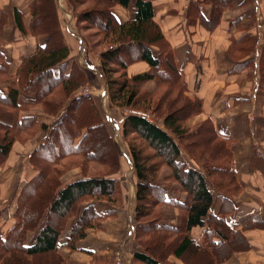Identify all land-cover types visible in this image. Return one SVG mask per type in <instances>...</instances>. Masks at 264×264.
I'll list each match as a JSON object with an SVG mask.
<instances>
[{
	"label": "trees",
	"instance_id": "16d2710c",
	"mask_svg": "<svg viewBox=\"0 0 264 264\" xmlns=\"http://www.w3.org/2000/svg\"><path fill=\"white\" fill-rule=\"evenodd\" d=\"M68 1L77 14V28L87 51L99 56L112 105L151 112L158 120L130 114L123 124L138 179L136 237L145 249L136 252L134 260L167 264L174 255L185 264H216L214 259H225L230 252L227 243L234 236L239 239V231L226 221L236 211L234 201L240 194L231 141L217 132L212 119L191 126L190 120L203 112V100L186 94L172 45L156 22L152 0ZM239 2L192 0L188 23L199 20L213 30L226 9L251 5V0ZM132 3L134 15L119 20L113 8L130 9ZM208 4L211 11L207 16ZM31 12V33L46 35V42L8 60L2 46L7 16L0 14V87L7 84V92L0 89V163L6 162L17 141L38 142L30 158L37 173L16 196L13 222L4 229L0 219V264H71L60 248L76 251L90 231L118 214L119 207L111 204L121 201V183L115 176L121 169L120 158L98 97L80 94L91 74L73 55L57 0H34ZM22 18L16 10L18 29L27 34ZM255 19L254 10L249 9L235 21L241 36L231 37L227 58L228 64L233 63L232 70L256 50L257 40L245 32ZM153 47L158 48L157 54ZM137 62L150 68L131 76L129 69ZM252 63L248 59L240 67ZM259 66L264 90V45ZM150 82L155 83L153 91ZM22 93L33 100L22 101ZM34 107H40L46 117L29 114ZM48 118L54 121L48 123ZM131 135L136 137L131 139ZM106 147L110 153L103 157L99 150L104 154ZM98 166L107 168L104 176L101 172L93 175ZM77 168L80 173L64 183ZM217 197L227 206L218 214L214 213ZM165 204L180 209L179 225L162 223L160 209ZM68 226L69 235L61 243ZM196 226L203 228L202 242L188 236ZM31 231L37 234L28 244Z\"/></svg>",
	"mask_w": 264,
	"mask_h": 264
},
{
	"label": "crops",
	"instance_id": "0c3cea01",
	"mask_svg": "<svg viewBox=\"0 0 264 264\" xmlns=\"http://www.w3.org/2000/svg\"><path fill=\"white\" fill-rule=\"evenodd\" d=\"M33 1L0 0V14L7 16L2 44L7 60L12 56L19 58L46 42V35L35 36L31 33ZM62 1L66 3V0H57L58 7ZM191 1L152 0L156 22L172 45L175 63L181 73V82L187 86L186 94L191 99L203 100V112L190 120L191 126L212 119L217 132L230 138L231 141L230 147L237 181L240 185V194L234 201L236 211L228 215L226 221L234 231H239V239L236 236L232 237V240L227 243L230 251L227 253L228 256L223 260L214 259V261L216 264H264V90L260 88L259 74L260 52L264 45V0H251L248 8L238 5L226 9L220 23L213 30L203 26L199 20L195 24L188 23ZM205 9L207 10L205 14L210 15L211 5H206ZM249 9L254 10L256 19L245 32L257 40L256 50L239 60L235 70H232L233 63L228 64L227 58L231 37L241 36L235 21L245 15ZM16 10L22 14L27 34H21L18 29ZM113 11L119 20L127 21L134 15L136 8L132 3L130 9L117 5ZM62 22L65 27V15L62 17ZM83 47L81 43V49ZM153 51L157 54L158 48L153 47ZM248 59H252L253 63L240 67L241 63ZM79 62L86 67L81 60ZM149 68L147 63L137 62L130 67L129 73L133 76L146 72ZM0 89L7 92V84H3ZM32 100L33 98L28 94L22 93V101L31 102ZM38 108L40 107H34L28 113L35 114L33 110ZM39 116L43 119L46 117L43 114ZM37 145V140H28L25 143L17 141L6 162L0 163V207H8L6 214L0 211L4 229H8L13 222L16 196L24 184L37 173L35 171L31 177H24L21 188H14L20 164H25V169L30 174V169L33 167L30 158ZM124 154L128 158L131 157L128 152ZM184 158L190 165L199 169L189 157ZM131 161L133 174L132 185L130 184L132 186L130 205L119 207L116 217L105 219L101 223V228L90 231L87 237L78 243L76 251L62 246L59 252L71 264H140L134 260V254L145 252V249L136 237L138 221L135 207L138 179L132 157ZM80 171L77 168L73 174L78 175ZM12 173L16 174L11 176ZM2 183H6L4 188ZM185 196L182 194L183 199ZM6 201L10 203L4 206ZM222 206L227 208L217 197L214 213L218 214ZM170 209L171 216H169L170 213L165 215L166 210ZM161 211L163 212L162 223L172 225L181 223V211L178 207L165 204L161 207ZM69 231L70 226L63 231L61 243L65 242ZM36 234V231L28 234V244L33 243ZM188 236L197 242H202L203 228L193 227L188 231ZM167 264H185V262L171 255Z\"/></svg>",
	"mask_w": 264,
	"mask_h": 264
},
{
	"label": "rangeland",
	"instance_id": "374dc122",
	"mask_svg": "<svg viewBox=\"0 0 264 264\" xmlns=\"http://www.w3.org/2000/svg\"><path fill=\"white\" fill-rule=\"evenodd\" d=\"M61 7V8H60ZM61 13L65 15L66 17V25H65V30L67 32V38L68 41L73 45V52L76 56V58L81 60L82 64L87 67V70H90L91 74V80L90 83H87L86 86L81 88L80 94H83L84 91H88L90 95H96L98 97V100L100 101V106L103 108V113L105 117V121L108 122L109 127L111 129V134L113 136L114 143L116 145V148L119 153V158H120V172L115 174V176L120 180L121 183V188H122V194H121V201L118 204H111L113 207H127L130 205V195L132 193V174H133V165L131 161V150H130V143H129V137H125L123 133V124L124 120L126 117L130 114H136L140 113V111H134L128 108H119L117 106L112 105L110 101V96L109 92L107 89V83L105 78L103 77V74L100 70V61H99V56L97 54L88 52L86 49L85 41L83 38V35L79 32V29L77 28V14L73 11V8L69 4V1L66 0V3L64 1L61 2V5L59 6ZM62 9V10H61ZM65 13V14H64ZM81 43L83 44V49H81ZM84 67V66H83ZM85 67V68H86ZM90 68V69H89ZM148 87L150 90L155 89V84H148ZM27 96V95H26ZM38 110H41L38 108ZM38 110H33V113L35 114H43L42 111ZM38 112V113H37ZM142 112V111H141ZM148 114V118L152 121H158L156 117L151 113V112H145ZM44 115V114H43ZM142 116V115H141ZM54 119L48 118V123H52ZM122 124V125H121ZM119 125L121 127H119ZM120 128V129H119ZM41 133L38 132L37 136L40 135ZM44 136L46 134L44 133ZM43 137V134H42ZM136 135H131L130 138H135ZM37 140V139H34ZM137 142L142 143L140 139H136ZM108 146H110V142H108ZM107 148V147H106ZM128 152L130 158H128L124 153ZM100 155L103 157H107L110 153V151L107 148V151L102 152V150H99ZM111 157V156H110ZM96 170V171H95ZM93 171V175H99L100 172L102 173V176H104L107 173V168H101L98 166L96 169ZM18 177L15 181V187L18 189L21 188V184H24V177H31L33 173L37 170L33 167L30 169V174L28 171L25 169V164L19 165L18 169ZM162 173H166V171H163ZM12 173L11 176H14ZM36 174V173H35ZM76 174L74 173L73 175L70 174L67 176L64 180V183L70 182L74 179ZM9 183V182H8ZM131 184V185H130ZM6 183H2L3 188L5 187ZM10 186V185H9ZM13 193V192H11ZM7 202V201H6ZM4 203V206H7L9 201L7 203ZM12 203V202H11ZM13 207V205H12ZM0 210L2 214H6L8 212V207H0ZM172 210H166L164 213L167 215V213H170L169 216H171ZM160 213L163 214V212L160 209ZM118 215V214H117Z\"/></svg>",
	"mask_w": 264,
	"mask_h": 264
},
{
	"label": "built area",
	"instance_id": "2783aa9c",
	"mask_svg": "<svg viewBox=\"0 0 264 264\" xmlns=\"http://www.w3.org/2000/svg\"><path fill=\"white\" fill-rule=\"evenodd\" d=\"M83 95H90V93H89L88 91H84V92H83ZM137 114H138V115L145 116L146 118L149 117L148 114L145 113V112H141V111H140V113H137ZM148 119H149V118H148Z\"/></svg>",
	"mask_w": 264,
	"mask_h": 264
}]
</instances>
